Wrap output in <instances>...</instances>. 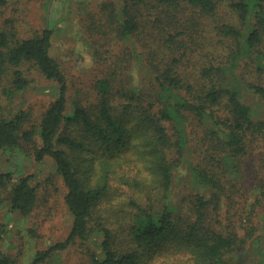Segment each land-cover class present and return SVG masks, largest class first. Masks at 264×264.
<instances>
[{
  "label": "trees",
  "instance_id": "16d2710c",
  "mask_svg": "<svg viewBox=\"0 0 264 264\" xmlns=\"http://www.w3.org/2000/svg\"><path fill=\"white\" fill-rule=\"evenodd\" d=\"M143 1H124L118 28L121 37L128 38L138 30V16L132 13V7L137 6V13ZM156 1L175 9L183 4L185 9L192 10L196 25H190V20L188 25L199 31L205 24L202 17L212 18L211 29L221 38L219 42L227 51L217 64L201 67L200 77L204 83L200 90H195L194 85L180 76L173 65L178 59H172L171 64L158 68L157 73L151 75L157 87L153 96L146 95L138 81L129 77L116 89L126 102L120 113L112 108L115 92L109 77H99L95 82L98 102L94 109L85 108L79 101L69 104L67 78L52 54L48 26L27 37L17 36L10 19L5 20L9 28L0 26L1 95L10 99L27 91L29 79L22 66L28 63L55 82L58 90L37 122H31L28 108L0 116V153L30 145L36 161L51 158L55 173L65 187L64 203L72 215L66 239L38 252L31 264L42 262L53 251L73 245L87 250L91 264H154L151 250L162 240L175 242L174 246L165 248V252L180 255L185 264H228L226 254L244 242L245 236L239 231L225 233L205 227L199 221L183 220L170 188L179 161L188 169L192 185L214 192L209 198L200 192L195 194L194 208L199 218L205 216L210 204L216 208L212 200L220 197V185L214 172L205 166L199 167L192 159L191 120L205 126L227 152L242 153L248 135L264 136V83L245 80L241 72L250 65L256 74H264V0ZM7 2L0 0V9ZM219 5H225L238 23L214 19ZM161 30L164 33L162 41L168 46L184 45V39L191 38L186 31L189 29L168 31L162 27ZM215 50L214 47L212 53ZM136 64L139 69L140 60ZM244 94L262 99V113H257L244 100ZM147 96L153 98L147 100ZM221 108L227 114L225 120L217 114ZM128 113L132 118H128ZM169 125L174 130V139L167 132ZM96 146L103 151L95 154ZM171 149L177 157L174 162L167 153ZM84 159L82 174L87 175L89 182H84L79 171ZM122 164L128 168H123ZM115 167L123 171L118 173ZM131 170H136L139 176L143 171L149 176L137 178L131 185L132 176L128 175ZM31 178L28 174L15 179L11 172H0V206L8 200L12 210L24 216L30 214L37 201V186ZM114 180L138 189L137 197L124 201L133 220L127 228V243L123 246L104 222L98 221L94 227L91 222L93 209L106 197L113 196L110 188ZM91 244L94 245L92 249ZM0 264L17 263L0 249Z\"/></svg>",
  "mask_w": 264,
  "mask_h": 264
},
{
  "label": "rangeland",
  "instance_id": "374dc122",
  "mask_svg": "<svg viewBox=\"0 0 264 264\" xmlns=\"http://www.w3.org/2000/svg\"><path fill=\"white\" fill-rule=\"evenodd\" d=\"M124 1L8 0L0 9V26L9 28L5 20L10 19L19 37L31 36L46 26L51 29L52 54L60 62L67 78L69 104L79 101L85 108L94 109L98 102L95 82L99 77H109L115 92L112 108L120 113L126 103L116 91L123 84L121 82L133 77L145 89L146 95L153 96L157 87L151 75L157 73L158 68L171 64L172 59H178L173 65L183 80L194 85L195 90H200L204 83L200 77L201 67L217 64L227 51L219 42L221 38L211 29L212 18L202 17L205 24L200 26L199 31L197 27L190 26L196 25L194 12L185 9L183 4L175 9L162 6L156 0H144L137 13V6L132 7V13L138 16V30L123 38L118 28L123 17ZM213 18L238 23L225 5L218 8ZM162 27L168 31L189 29L186 31L191 38L184 39V45L168 46L162 41ZM214 47L217 50L212 53ZM138 60L141 62L139 69ZM22 69L29 79L28 89L8 99L1 95L0 86V116L28 108L31 122H37L44 108L56 96L57 85L29 63L24 64ZM241 72L245 80L264 83V74H256L250 65ZM152 96L146 99L150 100ZM244 100L257 113H262V99L247 94ZM217 114L223 117L220 118L222 120L228 118L222 108ZM129 117L132 118L128 113ZM166 127L169 136L174 139L173 128L170 125ZM189 138L194 151V164L214 172L220 185V197L212 200L217 204L216 208L210 204L205 216L199 218L194 208L195 194L200 192L209 198L214 192L192 185L188 169L178 161L173 171L170 194L180 208V217L189 222L199 221L205 227L225 233L236 230L245 236L242 244L234 246V250L226 254L228 264H264V136L248 135L244 139L242 153L227 152L221 148L219 139L194 119L189 123ZM30 147L23 145L0 153V172H11L15 179L30 174L32 183L37 186V201L30 214L24 216L12 210L8 200L0 206V249L14 258L17 264H31L38 252L65 240L72 225V215L63 200L65 187L55 173L53 160L45 158L36 161ZM100 151H103L102 147H94L95 154ZM167 153L172 162L177 159L175 150H168ZM88 159H91L90 155ZM81 163L79 171L86 182L88 177L82 174L86 160ZM122 166L128 168L125 164ZM115 169L118 173L123 171L120 167ZM128 175L132 176L131 185L137 178L149 176L144 171L139 176L136 170L129 171ZM137 191L133 186L114 180L110 188L113 196L103 199L91 213L93 227L98 221L104 222L116 233L122 246L127 243V228L133 220L124 201L137 197ZM174 244V241L166 240L155 243L151 250L154 264H185L180 255L165 252ZM89 247L92 249L94 245ZM37 264L91 262L87 250L73 245L51 252Z\"/></svg>",
  "mask_w": 264,
  "mask_h": 264
}]
</instances>
